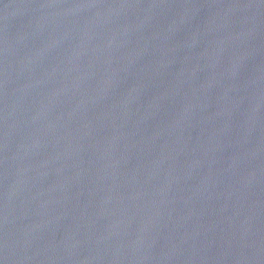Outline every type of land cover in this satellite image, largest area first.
Segmentation results:
<instances>
[{
	"label": "water",
	"instance_id": "water-1",
	"mask_svg": "<svg viewBox=\"0 0 264 264\" xmlns=\"http://www.w3.org/2000/svg\"><path fill=\"white\" fill-rule=\"evenodd\" d=\"M0 264H264V0H0Z\"/></svg>",
	"mask_w": 264,
	"mask_h": 264
}]
</instances>
